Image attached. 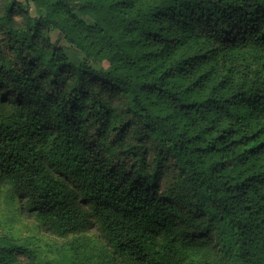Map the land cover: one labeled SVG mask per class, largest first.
I'll list each match as a JSON object with an SVG mask.
<instances>
[{
    "label": "trees",
    "instance_id": "16d2710c",
    "mask_svg": "<svg viewBox=\"0 0 264 264\" xmlns=\"http://www.w3.org/2000/svg\"><path fill=\"white\" fill-rule=\"evenodd\" d=\"M0 186L117 264H264V0H0Z\"/></svg>",
    "mask_w": 264,
    "mask_h": 264
},
{
    "label": "rangeland",
    "instance_id": "374dc122",
    "mask_svg": "<svg viewBox=\"0 0 264 264\" xmlns=\"http://www.w3.org/2000/svg\"><path fill=\"white\" fill-rule=\"evenodd\" d=\"M51 38L55 44L69 47L58 32H52ZM178 178V171L174 170L166 182L170 191L176 192ZM186 201V198L181 197L177 202L184 205ZM0 245L2 247L15 245L31 249L36 255L37 262L49 264H117L110 258L109 250L97 232L91 231L86 235L65 239L57 238L40 228L32 218L23 214L19 203H15L8 197L1 186ZM28 260L26 256L16 253L9 264H30Z\"/></svg>",
    "mask_w": 264,
    "mask_h": 264
}]
</instances>
